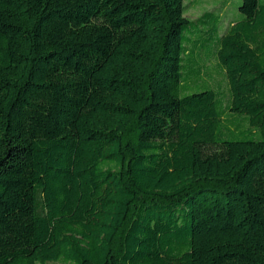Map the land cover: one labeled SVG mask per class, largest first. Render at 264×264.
<instances>
[{
  "label": "trees",
  "instance_id": "trees-1",
  "mask_svg": "<svg viewBox=\"0 0 264 264\" xmlns=\"http://www.w3.org/2000/svg\"><path fill=\"white\" fill-rule=\"evenodd\" d=\"M184 1L0 0V264H264V0Z\"/></svg>",
  "mask_w": 264,
  "mask_h": 264
},
{
  "label": "rangeland",
  "instance_id": "rangeland-1",
  "mask_svg": "<svg viewBox=\"0 0 264 264\" xmlns=\"http://www.w3.org/2000/svg\"><path fill=\"white\" fill-rule=\"evenodd\" d=\"M237 0H185V14L184 16L189 19H196L200 14H202L204 11L207 10H213L219 8L224 13V17H222V28H224L229 21H232L236 17V13L233 9L234 3ZM208 63L209 67L214 66L216 61L213 59ZM212 80H210L211 85L214 87H217L219 85L221 88H225L226 84L224 81V78L222 74L220 73H212ZM200 88V87H199ZM198 88H195L194 90H197ZM239 137V136H235ZM46 264H63L62 262H48Z\"/></svg>",
  "mask_w": 264,
  "mask_h": 264
}]
</instances>
